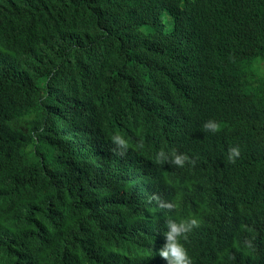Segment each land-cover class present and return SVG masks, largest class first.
Masks as SVG:
<instances>
[{
	"label": "trees",
	"instance_id": "obj_1",
	"mask_svg": "<svg viewBox=\"0 0 264 264\" xmlns=\"http://www.w3.org/2000/svg\"><path fill=\"white\" fill-rule=\"evenodd\" d=\"M189 216L193 264H264V0H0V264H167Z\"/></svg>",
	"mask_w": 264,
	"mask_h": 264
},
{
	"label": "clouds",
	"instance_id": "obj_2",
	"mask_svg": "<svg viewBox=\"0 0 264 264\" xmlns=\"http://www.w3.org/2000/svg\"><path fill=\"white\" fill-rule=\"evenodd\" d=\"M205 131L216 134L221 130L219 122L214 120L206 121L203 125ZM114 144L117 146L116 155L123 157L128 150V141L121 135H114L112 137ZM139 148H143V144L138 145ZM239 146L231 147L228 150V161L235 163L240 157ZM155 159L160 164H171L179 168H183L186 165L195 166V160L190 158L187 154L173 152L171 157L163 150L159 151ZM221 169V165L217 160L208 161V172ZM150 202H155L157 208L167 211L169 213L175 212L178 209V204L175 201H169L164 199L159 194H153L150 197ZM200 227V220L195 216H189L186 219H180L179 221L169 218L167 220V231L164 233L165 243L158 251V255L167 262V264H193L191 257L188 254L187 249L181 243V240H187V236L194 228ZM249 246H251L249 244Z\"/></svg>",
	"mask_w": 264,
	"mask_h": 264
}]
</instances>
